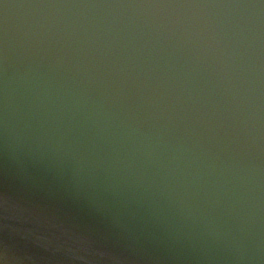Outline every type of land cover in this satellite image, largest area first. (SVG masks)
<instances>
[{"label":"water","instance_id":"obj_1","mask_svg":"<svg viewBox=\"0 0 264 264\" xmlns=\"http://www.w3.org/2000/svg\"><path fill=\"white\" fill-rule=\"evenodd\" d=\"M234 2L0 0L1 264H264V29L252 228L236 261L204 242L232 226L223 202L186 199L167 154L156 160L162 134L188 133L205 158L231 146L205 30L228 10L131 7ZM81 23L101 27L82 39Z\"/></svg>","mask_w":264,"mask_h":264},{"label":"clouds","instance_id":"obj_2","mask_svg":"<svg viewBox=\"0 0 264 264\" xmlns=\"http://www.w3.org/2000/svg\"><path fill=\"white\" fill-rule=\"evenodd\" d=\"M131 7L228 10L225 16L211 23L206 21L208 27L205 30H211L212 43L222 57L220 79L228 97L234 133L231 146L226 154H222V148L221 152L205 158L203 150L199 156L194 154L193 149L202 148V145L200 142H191L188 133L183 136L162 134L160 139L163 144L157 145L160 151L156 160L162 162L161 157L167 154L169 174L176 179V183L183 182L182 191L187 194L186 199H193V192L203 190L206 195L211 194L217 204L223 202L232 226L226 233L223 229H212L204 242L221 252L230 253L236 261H243V250L247 247L245 242L251 235L255 175L258 168V156L254 150L257 138L253 131L259 121L258 49L264 29L261 19L264 0H237L234 3L216 5L149 4ZM199 14L207 15L203 11ZM79 27L84 28L82 39H87L101 26L93 23L90 28H85L81 23ZM108 31L111 34V28ZM135 127L143 129V124L136 122ZM169 146H172L170 152ZM147 147L149 155L156 153V148L151 143Z\"/></svg>","mask_w":264,"mask_h":264},{"label":"flooded vegetation","instance_id":"obj_3","mask_svg":"<svg viewBox=\"0 0 264 264\" xmlns=\"http://www.w3.org/2000/svg\"><path fill=\"white\" fill-rule=\"evenodd\" d=\"M1 264V263H0Z\"/></svg>","mask_w":264,"mask_h":264}]
</instances>
